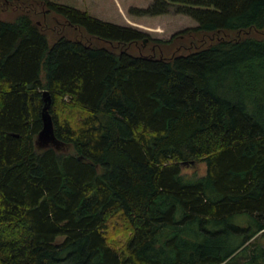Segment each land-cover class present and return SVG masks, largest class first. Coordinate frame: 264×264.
<instances>
[{"label": "trees", "instance_id": "1", "mask_svg": "<svg viewBox=\"0 0 264 264\" xmlns=\"http://www.w3.org/2000/svg\"><path fill=\"white\" fill-rule=\"evenodd\" d=\"M0 12V264H264V0L129 8L197 22L168 39L54 0ZM44 91L58 147L36 143Z\"/></svg>", "mask_w": 264, "mask_h": 264}, {"label": "rangeland", "instance_id": "2", "mask_svg": "<svg viewBox=\"0 0 264 264\" xmlns=\"http://www.w3.org/2000/svg\"><path fill=\"white\" fill-rule=\"evenodd\" d=\"M59 3L67 4L79 9L88 11L91 15L101 18L102 20L113 23L126 24L127 20L124 18L121 8L124 5H130L126 9V13L134 18L136 26L142 31L146 32L153 38L168 39L173 34L178 33L184 29L196 26L197 22L190 16L178 13H166L160 15H133L129 13L130 7H146L152 0H54ZM0 12V16H2ZM49 45L52 40L49 37ZM146 44V43H145ZM206 165L204 161L192 163V165H185L183 172L187 174L202 175L205 173Z\"/></svg>", "mask_w": 264, "mask_h": 264}, {"label": "water", "instance_id": "3", "mask_svg": "<svg viewBox=\"0 0 264 264\" xmlns=\"http://www.w3.org/2000/svg\"><path fill=\"white\" fill-rule=\"evenodd\" d=\"M143 43H147V38L143 39ZM49 95H47L46 91L43 92V106L41 110V116H42V128L38 132L36 137V143L38 146H54L58 147L61 142L55 137L54 131H53V123L51 120V116L48 112L49 107Z\"/></svg>", "mask_w": 264, "mask_h": 264}, {"label": "crops", "instance_id": "4", "mask_svg": "<svg viewBox=\"0 0 264 264\" xmlns=\"http://www.w3.org/2000/svg\"><path fill=\"white\" fill-rule=\"evenodd\" d=\"M130 5H124V8L122 9L121 8V12H122V14H123V16H124V18L127 20L126 22V24H122V23H120V24H122V25H130V26H133V27H136V28H139L138 26H136V24L135 23H131V20L132 21H136L134 18H132L131 16H129L125 11H126V9L129 7ZM101 19V18H100ZM117 24H119V23H117Z\"/></svg>", "mask_w": 264, "mask_h": 264}]
</instances>
